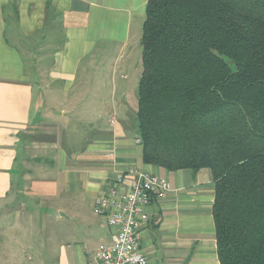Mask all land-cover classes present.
I'll return each instance as SVG.
<instances>
[{
	"label": "crops",
	"instance_id": "0c3cea01",
	"mask_svg": "<svg viewBox=\"0 0 264 264\" xmlns=\"http://www.w3.org/2000/svg\"><path fill=\"white\" fill-rule=\"evenodd\" d=\"M146 1L0 0V224L2 214L16 224L14 232L0 228V251H10L0 264H98L111 231L93 202L118 178L128 184L130 170L170 185L141 217L148 263L219 264L209 171L141 161L126 70L140 66ZM111 52L110 80L106 70L92 77ZM7 234L26 240L3 243Z\"/></svg>",
	"mask_w": 264,
	"mask_h": 264
},
{
	"label": "trees",
	"instance_id": "16d2710c",
	"mask_svg": "<svg viewBox=\"0 0 264 264\" xmlns=\"http://www.w3.org/2000/svg\"><path fill=\"white\" fill-rule=\"evenodd\" d=\"M141 161L208 170L219 264H264V0H147Z\"/></svg>",
	"mask_w": 264,
	"mask_h": 264
},
{
	"label": "built area",
	"instance_id": "2783aa9c",
	"mask_svg": "<svg viewBox=\"0 0 264 264\" xmlns=\"http://www.w3.org/2000/svg\"><path fill=\"white\" fill-rule=\"evenodd\" d=\"M125 178L128 184L123 177L118 178L93 202L94 215L103 217L111 231V243L96 251L98 264H149L139 248L141 217L153 199H161L170 191V185L165 178L137 170H130Z\"/></svg>",
	"mask_w": 264,
	"mask_h": 264
},
{
	"label": "rangeland",
	"instance_id": "374dc122",
	"mask_svg": "<svg viewBox=\"0 0 264 264\" xmlns=\"http://www.w3.org/2000/svg\"><path fill=\"white\" fill-rule=\"evenodd\" d=\"M118 36L120 37L121 35H118ZM51 39H53V38H51ZM105 56H106V59L104 62H102L101 65L97 64L95 68L91 69V70H96V71H93V75H94V73L96 75H94V76L92 75V77H97V75H98L99 79H102L104 77V72L106 70V77L109 81L110 80V74L112 73V70H110V68H108V70H107V64L110 61V59L113 61L114 55L111 52L109 54H106ZM85 66H86V64H83V66L81 67V70H85L86 69ZM120 71L121 70H113V72H114L113 78L115 80L120 79ZM126 72L128 73V77H129L127 83L130 85V88L127 91L126 101H128V103L130 105V109H131V107H133V106L135 107L136 102H137V88L136 87H137L138 80H139V77L141 74V67L139 66V68L136 70L135 69L126 70ZM80 76H81V73H80ZM80 76H79V81H80ZM36 93L37 92H35V98H37ZM73 140H76V142H77V143L75 142V144L73 145V147H75V145H77V149H80V147H82L84 145V141L78 142V139H73ZM70 147H67V149H69ZM5 215L6 214H2V217H7V219H5L4 221L1 222L0 228H2V231L5 230L7 232H14L15 227H16L14 219L9 218L8 215H6V216ZM13 223H14V225H13ZM37 227H38L37 220H34V225L31 228H37ZM31 228H30V230L32 232ZM14 237L20 241L26 240V235H23V234H18V235L7 234L6 236H2L1 240L3 241V243H9V239L14 238ZM9 254H10V251L6 250V247H5V250L0 251V261L2 263H7L6 259L8 258Z\"/></svg>",
	"mask_w": 264,
	"mask_h": 264
}]
</instances>
